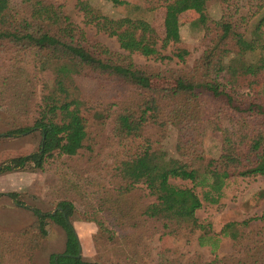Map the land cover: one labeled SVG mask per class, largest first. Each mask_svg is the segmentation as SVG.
<instances>
[{
	"label": "trees",
	"instance_id": "trees-1",
	"mask_svg": "<svg viewBox=\"0 0 264 264\" xmlns=\"http://www.w3.org/2000/svg\"><path fill=\"white\" fill-rule=\"evenodd\" d=\"M105 1L130 7L121 0ZM209 1L165 3L162 46L170 45L172 53L160 59L184 65L188 51L178 23L184 12H192V23L206 34L211 24L214 36L191 67L159 70L131 60L133 54L157 55L156 34L143 19H111L89 2L76 0L83 25L114 38L121 51L114 53L87 36L59 4L0 0V122L5 128L0 138H24L32 133L39 137L35 152L10 159L0 173L25 166L41 171L49 161L69 163L81 150L94 154L107 124L109 147L120 154L111 169L115 187L109 191L82 177L75 165L60 169L49 204L52 210L42 213L30 208L33 219L29 224L0 232V264H34L48 222L63 234L62 251L49 254L48 264H264V214L227 222L217 234L206 220L196 217L203 204L220 202L231 181L264 178V0H218L214 20ZM24 72L40 79L34 83ZM76 76L99 84L115 80L132 90L112 105L103 106L97 100L88 104L80 96ZM154 80L170 85L153 87ZM33 98L34 116L27 121ZM169 129L175 131L176 157L154 146ZM209 132L218 135V153L213 158L202 150ZM173 179L187 181L190 187L173 186ZM138 185L144 191L142 198L152 199L151 203H143L134 194ZM3 195L21 205L16 194ZM85 197L105 212L113 227L123 232L129 229L104 238L103 249L111 257L103 258L102 249L94 261L80 256L71 218L74 203H85ZM89 221L105 232L103 221ZM145 221L160 222L163 235L175 239L195 236L199 247L209 248L210 258L200 262L197 253L181 254L169 248L151 260L142 241ZM223 241L229 244V253L219 256L216 250Z\"/></svg>",
	"mask_w": 264,
	"mask_h": 264
},
{
	"label": "rangeland",
	"instance_id": "rangeland-1",
	"mask_svg": "<svg viewBox=\"0 0 264 264\" xmlns=\"http://www.w3.org/2000/svg\"><path fill=\"white\" fill-rule=\"evenodd\" d=\"M62 6V10L71 21L78 27L82 28L86 35L92 40L114 53H121L114 38L107 37L101 33H96L92 27L84 26L82 16L75 8L76 0H48ZM87 1L98 9L100 14L111 19H118L125 16L131 18H139L146 21L154 30L157 37V55L150 58H143L138 54H133L131 60L134 64L140 66H148L154 69H184L183 67H191L200 57L201 53L209 45L214 33L210 24L208 34L203 28L193 24L194 14L192 12H184L178 18L180 26V38L183 46L188 51L184 65L178 63L175 59H160L161 56L171 57L172 48L170 45L163 47V16L164 5L169 0H121L127 2L130 7L115 6L105 0H82ZM216 3L218 0H210L208 9L210 19L217 18ZM134 8V9H132ZM136 8V9H135ZM264 33V29H263ZM15 67H20L16 65ZM25 73V72H24ZM27 73V71H26ZM25 73V74H26ZM16 75L17 72L15 73ZM31 81L33 75L26 74ZM22 77L23 79L26 77ZM14 76V75H13ZM40 79L39 75H36ZM46 78V75H41ZM15 77V76H14ZM13 79L10 80V82ZM43 80V79H42ZM9 82V83H10ZM74 82L78 88L80 96L87 102L93 103L97 100L103 103V106L112 105L119 102L120 98H124L132 89L127 85L115 80H106L100 84L90 77L76 76ZM170 85L168 81H152V86L157 88H166ZM26 88V86H25ZM37 91L39 87L36 88ZM36 91V93H37ZM34 98L29 107L27 121L34 116ZM109 125L107 124L101 131V139L95 149L94 154H87L85 151H79L76 156L72 157L69 163L60 159L57 162L49 161L43 170H35L31 166H25L23 169H14L0 173V232L7 230H16L29 224L33 217L30 208H36L42 213L50 212L52 206L49 205L53 197V187L57 181V173L60 169L69 165H75L77 171H82L80 175L84 178H91L99 186L102 184V191H109L115 187V183L111 178V169L119 162V152L109 146L107 138L109 137ZM5 128L0 122V134ZM39 137L37 133L24 138H0V167H3L12 158L25 156L37 149ZM175 131L169 129L163 139L156 143L155 147H160L167 151L169 156L176 157L174 152ZM106 145V146H105ZM108 145V146H107ZM101 146V149H97ZM202 150L207 157H216L218 153V135L207 133L202 145ZM170 184L176 187H190L187 181L179 179L170 180ZM90 189L95 190L91 185ZM141 191H138L140 190ZM14 193L21 205H15L8 197L3 194ZM144 191L138 185L134 192L135 195L141 196L143 203H151L152 199H143ZM195 193L200 196L199 190L195 189ZM86 194V193H84ZM85 203H74L75 213L71 218V225L76 233L80 244V256L83 260H97V254L102 249L101 256L108 258L113 256L106 249H103V240L108 236H116L117 232L122 231L112 226V222L107 219L105 212H99L91 204L92 200L85 197ZM111 215L115 214V210L109 211ZM264 214V178H237L231 181L226 189L222 199L217 205H202L196 211V217L199 220H206L211 225V232L217 234L220 228L227 222H241L245 219L258 217ZM92 218L103 221V231L95 225V222L89 221ZM145 235L142 241L145 243L151 260L156 259V255L169 248H177L181 254L197 253L201 258L200 262H206L210 258V251L207 246L199 247L194 237L180 235L178 239L171 236L163 235L160 222L142 223V230ZM47 236L42 244L40 251L35 254L34 264H48V255L57 254L63 248V234L61 230L51 222L47 223ZM129 231L125 228V233ZM123 232V233H124ZM95 241V243L93 242ZM219 256L229 253V244L223 241L216 250ZM118 255L116 256V258ZM102 264V263H101Z\"/></svg>",
	"mask_w": 264,
	"mask_h": 264
}]
</instances>
